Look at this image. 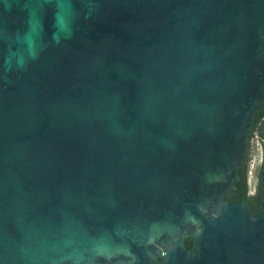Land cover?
<instances>
[{
  "label": "water",
  "instance_id": "water-1",
  "mask_svg": "<svg viewBox=\"0 0 264 264\" xmlns=\"http://www.w3.org/2000/svg\"><path fill=\"white\" fill-rule=\"evenodd\" d=\"M263 105L264 0H0V264H264Z\"/></svg>",
  "mask_w": 264,
  "mask_h": 264
},
{
  "label": "trees",
  "instance_id": "trees-1",
  "mask_svg": "<svg viewBox=\"0 0 264 264\" xmlns=\"http://www.w3.org/2000/svg\"><path fill=\"white\" fill-rule=\"evenodd\" d=\"M261 138H264V136H261ZM264 166V161L259 167V170L257 172V184L255 186V189L253 193H249V189L247 186V167L243 168L242 167V172H241V179H240V186L237 189L231 190L229 194L226 196V201L229 200H234V201H240V200H246V206L250 213H258L259 210V204L261 203L262 200V193L259 188V172L261 168ZM186 244L188 246V249L190 250L191 248V241L190 239H185Z\"/></svg>",
  "mask_w": 264,
  "mask_h": 264
},
{
  "label": "flooded vegetation",
  "instance_id": "flooded-vegetation-1",
  "mask_svg": "<svg viewBox=\"0 0 264 264\" xmlns=\"http://www.w3.org/2000/svg\"><path fill=\"white\" fill-rule=\"evenodd\" d=\"M248 143L250 146V150L247 154V157L244 161L243 168L247 167V173H248V165L251 160V151L252 147L254 145H258L260 151L259 155V167L264 161V138H261V136H264V105L256 112L255 114V124L251 125L248 130L246 131ZM248 177H246L247 180ZM255 189V188H254ZM249 193L251 194L250 190ZM253 193V192H252ZM232 201V200H229ZM234 201V200H233Z\"/></svg>",
  "mask_w": 264,
  "mask_h": 264
},
{
  "label": "rangeland",
  "instance_id": "rangeland-1",
  "mask_svg": "<svg viewBox=\"0 0 264 264\" xmlns=\"http://www.w3.org/2000/svg\"><path fill=\"white\" fill-rule=\"evenodd\" d=\"M260 149L258 145H254L251 151V160L248 165V173H247V186L250 192L254 191V188L257 184V172L259 170V153Z\"/></svg>",
  "mask_w": 264,
  "mask_h": 264
}]
</instances>
